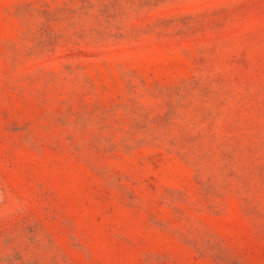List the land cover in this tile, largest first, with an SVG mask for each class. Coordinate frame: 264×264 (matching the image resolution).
Returning a JSON list of instances; mask_svg holds the SVG:
<instances>
[{
    "label": "rangeland",
    "instance_id": "1",
    "mask_svg": "<svg viewBox=\"0 0 264 264\" xmlns=\"http://www.w3.org/2000/svg\"><path fill=\"white\" fill-rule=\"evenodd\" d=\"M0 264H264V0H0Z\"/></svg>",
    "mask_w": 264,
    "mask_h": 264
}]
</instances>
